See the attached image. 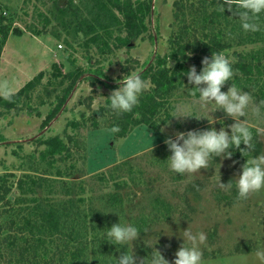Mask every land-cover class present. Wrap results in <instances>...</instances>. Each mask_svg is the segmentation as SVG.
Here are the masks:
<instances>
[{
  "label": "rangeland",
  "instance_id": "rangeland-1",
  "mask_svg": "<svg viewBox=\"0 0 264 264\" xmlns=\"http://www.w3.org/2000/svg\"><path fill=\"white\" fill-rule=\"evenodd\" d=\"M176 1L152 0V12L145 18L146 31L131 40L128 47H115L119 34L116 23L108 26L106 33L110 34L97 26L98 32L114 49V52L102 55L96 44L91 42L95 32L87 35L84 31H77V25L69 24V21L94 23L98 9L94 7L93 0H0V13L8 19V23L11 20L14 27L24 31L23 36L11 35L3 49L0 95H5L2 87L5 83L11 88L10 94L16 93L39 73H44L39 84L31 90L30 101L23 100L19 110H3L0 115V176L13 173V182L26 178L40 183L31 194L15 187L9 196L12 198L11 205L0 203L1 264H20L18 250L11 251L9 246L18 227L12 228V221L20 222L23 214L34 205L48 209V202L57 204L79 198L85 199L84 203H80L82 210L94 211L88 220L86 257L89 264L97 263L96 259H105L110 264L111 256L116 257L123 251L120 249L118 252L115 245L103 241L101 231L118 222L119 216L135 223L141 231L134 242L138 264L151 253L150 247L155 243L154 247L170 264L175 258V251L182 240L177 236L169 237L162 229L159 236L160 228L166 227L164 220L173 232L189 226L194 232L205 233L206 240L201 245L202 264H264V189L251 192L246 198H238L235 186L229 190L217 187L219 176L221 182L227 183L239 174L246 159L258 152L256 146L250 153L241 155L237 149L231 158H216L220 168L213 159L210 168L200 169L194 175L175 174L166 166L164 160L170 155L164 144L166 135L209 127L206 119H199L204 113L198 109L197 97L188 90L182 88L173 95V107L175 110L179 104H191L194 112L189 115H195L197 119L172 118L164 134L160 130L139 126L126 138L115 139L114 132L105 127V123L99 130L89 125L80 130L72 127L73 122L82 121L83 117L90 115L84 105L87 97L93 96V109H97L106 105L107 100L94 96L108 97L112 91L103 85L93 87L83 77L58 116L47 128L41 127L66 87L65 82L61 83L62 77L54 75L55 66L64 74L77 66L88 72L99 70L101 78L113 85H117L115 81L130 69L141 73L156 56L170 52L174 34L198 15L195 8H199L200 0H184L186 7L181 14L183 20L179 23L175 17L178 11ZM70 3L76 7V14L72 10L66 14L62 12L68 9ZM191 4L193 8L189 7ZM114 11L122 20V15ZM35 31L42 34L36 36ZM231 44L230 53L264 48V42L240 44L237 37ZM188 65L191 67L192 63ZM228 87L225 84L221 90L226 91ZM210 115L214 121L222 120L225 125L233 123L220 110ZM246 118L254 131V138L261 144L260 151H264V131H255L257 128L264 129V107L259 113H253L250 108ZM212 126L219 130L221 125L214 122ZM68 135L75 139L71 144L72 155L66 161L70 175L59 177L53 167L62 163L57 162L56 166L42 163L39 155L45 146L39 145L38 141L55 136L67 141ZM253 143L256 145L255 141ZM61 167L64 168V165ZM196 182L199 184L195 185ZM113 192H119L123 198L120 208H112L106 202L105 197ZM108 211L113 213H106ZM46 240L50 242L49 255L57 253L56 257H59L58 252L65 250L67 240L62 234ZM245 246L250 248L248 253L237 250Z\"/></svg>",
  "mask_w": 264,
  "mask_h": 264
},
{
  "label": "trees",
  "instance_id": "trees-1",
  "mask_svg": "<svg viewBox=\"0 0 264 264\" xmlns=\"http://www.w3.org/2000/svg\"><path fill=\"white\" fill-rule=\"evenodd\" d=\"M183 2L184 0H177L175 3L178 9L175 17L179 23L183 20L181 14L183 8L186 7ZM219 2L220 0H200L199 8H195L198 15L192 19L189 25L184 23L182 28L174 34L170 41V52L164 56H156L141 72L142 77L150 81V87L140 95L138 104L131 111L120 114L113 113L107 108L108 101L106 105L93 109L94 98L90 95L84 100V105L90 115L83 117L82 121L73 122L72 127L80 130L89 125L92 129L99 130L104 127L103 123L106 124L105 127L107 128L118 125L119 130L114 132L115 139L126 138L139 126H146L151 130L159 131L164 124L163 121L158 124L161 119H172L170 117L174 110L173 95L183 88V83L191 87V85H187L186 76L181 75V73L187 71L189 63H192V66L195 65L197 72H199L202 58L211 56L212 51H223L233 59L235 71L233 83L244 88L245 91H249L255 101L264 100V48H253L249 51L234 50L230 53L231 42L236 37L240 44L264 42V13H261L257 19L260 26L259 30L255 32L244 31L240 27L238 18L232 12L225 10L223 14L218 9ZM93 4L98 9L94 23L76 24L74 21H69V24L77 25L76 30L84 31L87 35L95 32L91 42L96 44L98 52L102 55L112 53L114 49L98 32L99 28L106 33L109 30L108 26L116 23L119 34L114 45L117 49L124 46L128 47L131 40L136 39L146 31L145 18L152 12V0L137 3L131 0H93ZM189 7L193 8L194 5L191 4ZM69 10L76 14L74 11L76 7L72 3L67 10L62 12L66 14ZM114 10L122 15V20L115 14ZM41 34V31L34 33L36 36ZM123 34L124 36H122ZM11 35L23 36L24 31L14 27L11 20L8 23V19L0 13V58ZM183 53H191V56L183 55ZM54 69V75L61 76V83L65 82L66 87L62 90L57 103L43 120L42 129L47 128L58 116L77 83L83 77L93 87L103 85L111 90L117 87V85L110 84L101 78L99 70L88 72L83 67L77 66L64 74L57 66ZM43 76L44 73H39L38 77L29 81L16 93H11L8 96L0 95V115L3 110H19L23 100L30 101L31 90L39 84V80ZM226 84L230 86L231 81L226 82ZM74 140L72 135L67 136V141L58 136L39 139V145L45 146L44 150L40 152V161L50 166H56L57 162L62 163L53 167L56 170V176L70 175V168L66 167V161L72 155L71 144L74 143ZM254 141L257 150L260 151V142L257 138H254ZM62 165L64 168L61 167ZM12 177H14L13 173L0 176V203L4 206L11 205L12 198L9 196L15 187L24 193L31 194L35 192L34 189L38 184L40 186L38 181L26 178H20L13 182L11 181ZM198 184V182L195 183V185ZM234 192L237 195L235 188ZM105 199L112 208H120L123 204V198L119 192L110 193ZM16 201L17 199L14 200V203ZM84 202V198H79L76 201L69 199L57 204L48 202V209L34 205L23 214L20 222L12 221L11 227H18L16 234L9 242V246L11 245V251L18 250V262L20 264H89L86 257L89 244L87 237L89 232L88 220L94 211L92 209L82 210L80 203ZM11 207L13 208V206ZM59 234L66 237L65 250L58 252L59 257H56L57 253L49 255L48 244L50 245V242H47L46 239ZM237 250L248 253L250 248L245 246L240 249L238 247ZM96 262L95 264H108L105 259H96ZM9 264L12 263L9 262Z\"/></svg>",
  "mask_w": 264,
  "mask_h": 264
},
{
  "label": "clouds",
  "instance_id": "clouds-1",
  "mask_svg": "<svg viewBox=\"0 0 264 264\" xmlns=\"http://www.w3.org/2000/svg\"><path fill=\"white\" fill-rule=\"evenodd\" d=\"M218 9L223 14L225 10L232 12L238 18L240 27L244 31L255 32L260 27L257 19L261 13H264V0H220ZM183 55L190 57L191 53H183ZM117 60L119 61V59ZM181 75L186 76L187 85H191V87H187L183 83V89L188 90L192 96L197 97L198 109L204 113L199 119H206L209 127L198 130L176 131L173 135H166L164 144L170 152V155L164 160L167 168L175 174L194 175L200 169L210 168V162L213 159L216 162L218 157L222 159L231 158L233 152L237 149L241 155L242 153L253 152L255 148L253 143L254 131L246 117L250 108L253 113H259L261 108L264 107V100L256 103L249 91H245L244 88L232 82L235 75L233 59L223 51H212L211 56L202 58L199 72L193 65ZM228 81H231L230 86L226 91H222L221 89ZM115 82L117 87L111 91L108 97L103 95L94 97L99 100H107V108L116 114L131 111L138 104L140 95L150 87V81L143 78L139 71H129ZM2 87L4 94L8 96L11 88L7 83ZM210 107H213L214 110H209ZM217 110L230 117L233 123L225 125L222 120L214 121L210 113ZM192 112H194V108L191 104H179L170 118H196L195 115H189ZM161 121L164 122V125L160 128V132L164 134L170 126L169 118L167 120L161 119L158 124ZM214 122L220 123L219 130L212 126ZM118 130V125H113L110 129L112 132ZM255 131L260 133L264 129L257 128ZM241 145L244 147H241ZM216 164L220 168V164L217 162ZM233 186H235L238 198H246L249 193L264 189V151L255 152L246 159L240 167L239 174L227 183L221 182L219 176L218 188L229 190ZM106 213L113 212L108 211ZM163 223L166 227L160 228L159 236L162 229L164 234L169 237L177 236L182 240L175 251V258L171 261V264H202L201 245L206 240L205 233L202 231L194 232L189 226L173 232L165 224V220ZM101 231L103 241L115 245L118 252L123 249L118 256H111L110 264H138L134 253V242L141 235V231L135 223L128 222L126 218L122 219L119 216L118 222ZM154 245L150 247L152 248L151 253L141 259L139 264H170Z\"/></svg>",
  "mask_w": 264,
  "mask_h": 264
}]
</instances>
